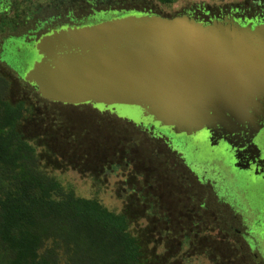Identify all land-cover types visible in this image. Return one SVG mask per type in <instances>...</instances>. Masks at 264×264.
Wrapping results in <instances>:
<instances>
[{"label":"rangeland","instance_id":"1","mask_svg":"<svg viewBox=\"0 0 264 264\" xmlns=\"http://www.w3.org/2000/svg\"><path fill=\"white\" fill-rule=\"evenodd\" d=\"M263 1L112 0L103 4L61 0L42 2L44 13L36 17L68 21L65 16L73 12V22L91 25L144 11L166 17L193 12L204 17V10L223 16L231 14L244 22L264 16ZM254 20L247 22L253 24ZM30 29L31 36L27 30L0 34L5 49L2 59L18 69L22 78L37 60L34 33L39 28ZM14 51L27 55L13 62ZM15 95L28 100L31 97L18 90ZM33 96L30 102L35 103V110L22 124V130L41 145L38 151L43 167L64 185L73 187L80 196H97L112 210L130 213L135 229L146 230L150 242H156L157 252L168 260L173 255L175 264H258L244 239L247 229L243 218L251 222L259 247L264 248L260 230L252 224L264 219V180L237 172L231 157L222 160L221 153L211 150L205 132L194 137L175 136L155 128L173 140L170 148L179 156L183 153V158L192 161L198 150L199 159L221 163L226 189L242 205L244 216L241 212L235 216L228 205L219 204L212 188L198 184L183 169L184 165L174 166L175 160L167 155V138L145 130L153 126L135 124L116 114L98 111L90 104H50ZM167 216L171 218L169 225Z\"/></svg>","mask_w":264,"mask_h":264},{"label":"water","instance_id":"2","mask_svg":"<svg viewBox=\"0 0 264 264\" xmlns=\"http://www.w3.org/2000/svg\"><path fill=\"white\" fill-rule=\"evenodd\" d=\"M36 55L23 79L52 102L175 136L207 132L212 146L264 128V23L138 12L54 29Z\"/></svg>","mask_w":264,"mask_h":264},{"label":"trees","instance_id":"3","mask_svg":"<svg viewBox=\"0 0 264 264\" xmlns=\"http://www.w3.org/2000/svg\"><path fill=\"white\" fill-rule=\"evenodd\" d=\"M60 1L0 0V34L27 30L31 36L28 30L39 28L34 33L38 40L64 25H82L73 22V12L65 16L68 21H62L61 15L55 22L36 17L44 13L42 2ZM78 1L107 4L112 0ZM204 12L205 18L193 12L184 14L205 23L219 15ZM210 14L213 16L206 20ZM4 51L0 41V264H175L173 255L168 260L157 252L156 242H150L146 230L135 229L130 213L108 208L97 196L78 195L43 167L41 145L22 130L35 110L31 97L67 104L42 98L36 86L3 61ZM24 55L22 51L11 54L13 62ZM15 90L31 97L17 98ZM166 150L175 160L174 166L183 165L177 153ZM165 220L171 224L169 216Z\"/></svg>","mask_w":264,"mask_h":264},{"label":"flooded vegetation","instance_id":"4","mask_svg":"<svg viewBox=\"0 0 264 264\" xmlns=\"http://www.w3.org/2000/svg\"><path fill=\"white\" fill-rule=\"evenodd\" d=\"M262 12L264 15L263 9ZM227 16L234 17L231 14H228ZM227 16L217 15L216 18H212L211 21L214 19L220 20ZM235 19L241 25L250 24L247 21L252 19H255L253 25L264 23V16L262 18L256 17L248 19L247 21L245 20L246 22H241L242 20L238 18ZM145 130H147L148 132L152 130L154 133H156V135L162 137L164 136L165 138H167V144L169 148L170 145L173 144V140L170 137H167L166 135L161 134L160 132H156V129L154 127L146 128ZM205 133L208 136L207 141L209 142L212 148L211 150L215 153H221L222 160L226 159L227 157H231V161H233L232 166L237 172L247 175L249 177H256L258 179L264 180V128L253 138H251L249 134L244 133L241 134L240 138L228 136V138L233 139V141H230L232 143L226 142L225 139H216V143L214 146H212L211 144L210 135L207 132ZM196 152L198 154H201V152L198 150H196ZM197 155L195 154L194 159L191 161L186 158H183L185 155L183 153H180L181 159L183 161L182 163L184 165L183 169H185L188 175L192 176V178H196L198 184H200L201 186L209 185L212 188V192L217 198L219 204L228 205L233 210L235 216L240 212L243 215L242 205L236 199H234L229 193V191H227L226 189V182L221 170L223 168V165L216 161L213 162L199 159L201 156L199 155L198 157ZM238 160L240 161L239 163L242 169H238L235 166ZM202 207H204V204L201 205V208ZM252 224L258 227V229L260 230L259 232L262 235V237L260 238L264 240V219L256 220L254 222L252 221ZM243 225L247 229V236L244 237V239L249 245L248 247L250 249L251 254H254V256L259 260L258 264H264V254L262 253V251H264V248L259 247V243L257 241L258 239L256 238L255 233H253L251 229V222H249L248 218H246L245 216L243 218ZM235 230L236 232L241 231L239 229Z\"/></svg>","mask_w":264,"mask_h":264}]
</instances>
